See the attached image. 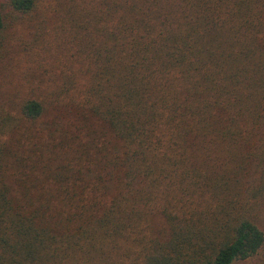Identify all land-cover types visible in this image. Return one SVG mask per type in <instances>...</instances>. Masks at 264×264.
I'll return each mask as SVG.
<instances>
[{"label":"trees","instance_id":"obj_1","mask_svg":"<svg viewBox=\"0 0 264 264\" xmlns=\"http://www.w3.org/2000/svg\"><path fill=\"white\" fill-rule=\"evenodd\" d=\"M47 1L50 84L0 107V264H264V0Z\"/></svg>","mask_w":264,"mask_h":264},{"label":"rangeland","instance_id":"obj_2","mask_svg":"<svg viewBox=\"0 0 264 264\" xmlns=\"http://www.w3.org/2000/svg\"><path fill=\"white\" fill-rule=\"evenodd\" d=\"M49 4L50 1L47 0L40 2L37 7L38 12L35 13L36 18L32 20L33 16L20 15L11 8L7 0H0V13L4 19V28L0 34V107L2 108L4 105L15 110L22 99L31 96L26 91L27 82L41 81L42 87L50 84L47 73H44L45 66L37 61L33 52L37 47L35 42L37 41L38 22L42 17H50L45 25L49 32L54 24L51 16L52 8ZM50 37L49 35L42 36L44 40ZM51 72L55 73V70ZM42 92L43 97L46 94ZM154 221L158 223L155 218ZM152 224L157 228L154 223ZM238 264L261 263L259 258H256Z\"/></svg>","mask_w":264,"mask_h":264}]
</instances>
